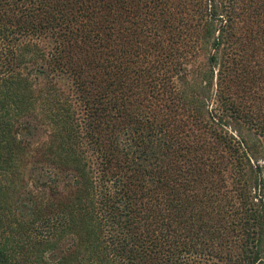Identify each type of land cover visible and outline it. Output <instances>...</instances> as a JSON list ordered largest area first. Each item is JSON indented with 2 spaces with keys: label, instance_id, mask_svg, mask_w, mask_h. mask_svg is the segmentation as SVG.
Listing matches in <instances>:
<instances>
[{
  "label": "trees",
  "instance_id": "trees-1",
  "mask_svg": "<svg viewBox=\"0 0 264 264\" xmlns=\"http://www.w3.org/2000/svg\"><path fill=\"white\" fill-rule=\"evenodd\" d=\"M0 264H264V0H0Z\"/></svg>",
  "mask_w": 264,
  "mask_h": 264
}]
</instances>
